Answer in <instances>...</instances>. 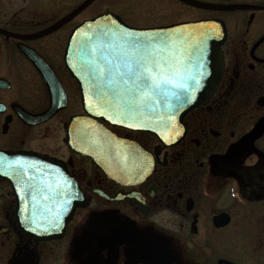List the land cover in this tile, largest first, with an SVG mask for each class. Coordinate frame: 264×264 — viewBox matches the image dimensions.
I'll list each match as a JSON object with an SVG mask.
<instances>
[{"label":"flooded vegetation","instance_id":"1","mask_svg":"<svg viewBox=\"0 0 264 264\" xmlns=\"http://www.w3.org/2000/svg\"><path fill=\"white\" fill-rule=\"evenodd\" d=\"M193 1L234 7L0 0V264H264V0ZM174 6L184 18L172 19ZM102 13L133 27L215 18L225 28L219 82L185 113L179 141L96 118L123 141L118 180L66 142L72 116L94 117L65 47L79 23ZM31 157L64 168L81 197L57 237L19 224V197L29 196L20 170Z\"/></svg>","mask_w":264,"mask_h":264},{"label":"water","instance_id":"2","mask_svg":"<svg viewBox=\"0 0 264 264\" xmlns=\"http://www.w3.org/2000/svg\"><path fill=\"white\" fill-rule=\"evenodd\" d=\"M182 1L207 9L234 7L233 5L220 6L203 4L193 0ZM101 29L105 31L111 30L113 32H116L117 29L166 31L173 34L175 47L189 49L187 55L191 56V59L187 61L186 73L197 76L200 80L199 86L193 88L190 102L182 104L179 109L174 111L169 110L163 105H156L154 109L142 110L132 118L124 119L121 111L122 106L121 108H117L115 102L96 94L94 91V82L86 71L85 62L80 55L81 44L86 41L96 44L98 42L96 36ZM180 33L183 36L178 37L175 35ZM201 37H205L204 47L207 58L206 67L208 69L207 72L203 73L202 79L198 75L203 71L197 64L198 53L191 51V48L200 41ZM224 38V25L221 20L215 18L180 21L167 25L138 28L125 24L113 13H102L79 23L69 36L65 47L64 62L68 71L78 83L81 104L84 111L94 117V133L101 141L94 140V145L87 150L85 143L86 137L82 136L83 138L81 137V139L84 140L83 143L85 145L78 144L71 137V125L89 124L91 120L86 121L85 116L75 115L70 118L66 129V142L73 149L88 154L109 177L115 180L119 179V162L123 141L110 133L102 123L97 122L96 118L112 125L151 132L161 142L166 144L176 143L185 133V126L182 121L185 113L207 99L214 92L219 82L223 70L220 46ZM54 108L53 103L47 109V114L45 115H49L51 111L53 112ZM122 119H124V123L116 122ZM165 121H168V123L166 124ZM133 124L144 125V127L129 126ZM104 139L110 140L107 142L111 144V147L108 146L107 151L108 155L112 156L110 157L113 160L111 166L107 164L109 161L106 163L103 159ZM124 151H127V149H124ZM28 172L29 186H33L35 191L31 195L29 194V196L20 195L19 197V209L22 215L19 220L20 227L34 237L47 239L57 237L63 230L65 223L71 218L75 207L81 205V197L78 193L77 186L64 168L44 159H32L31 157ZM33 196L35 199H32ZM24 217L28 219L25 220L23 219Z\"/></svg>","mask_w":264,"mask_h":264},{"label":"snow or ice","instance_id":"3","mask_svg":"<svg viewBox=\"0 0 264 264\" xmlns=\"http://www.w3.org/2000/svg\"><path fill=\"white\" fill-rule=\"evenodd\" d=\"M175 35L183 36L182 33ZM96 39V44L82 43L80 55L94 82L96 94L115 102L117 108L122 106L124 119L132 118L142 110L154 109L156 105H163L171 111L179 109L182 104L190 102L193 88L199 86L198 77L185 71L187 61L191 59L187 55L189 49L175 47L171 33L101 29ZM204 39L201 37L191 48L193 53H198L197 64L203 70L198 74L201 79L208 71ZM124 119L116 122L124 123ZM129 126L144 127L138 124ZM20 171L23 178V173L29 169ZM33 191L35 188L29 186L30 195Z\"/></svg>","mask_w":264,"mask_h":264},{"label":"bare ground","instance_id":"4","mask_svg":"<svg viewBox=\"0 0 264 264\" xmlns=\"http://www.w3.org/2000/svg\"><path fill=\"white\" fill-rule=\"evenodd\" d=\"M77 86H78V83H77ZM78 91H79V86H78ZM80 93V91H79ZM94 110V108H93ZM96 110V109H95ZM92 126V127H91ZM71 137L73 139H75L77 141L78 144H81V145H85L83 143V139H81L82 136H85L86 137V140H85V143L87 144V139L89 141V143L92 142V146L94 145V140H99L101 141V139L99 137H97V135L94 133V124L91 125V124H75V125H71ZM83 138V137H82ZM107 141H110L109 139H104V143H103V152H102V155H103V159L104 161L107 163V161H109L107 164L108 166H111L112 165V159L110 157V155H108V151H107V148L108 146L111 147V144ZM109 143V144H107ZM91 145H89V147H92ZM89 147H87L86 145V148L87 150L89 149Z\"/></svg>","mask_w":264,"mask_h":264},{"label":"rangeland","instance_id":"5","mask_svg":"<svg viewBox=\"0 0 264 264\" xmlns=\"http://www.w3.org/2000/svg\"><path fill=\"white\" fill-rule=\"evenodd\" d=\"M198 14H203V13H200L199 12ZM204 14L209 15L207 12H205ZM188 15H191L192 16L191 13H188ZM182 17L183 18L185 17V10L182 7L180 8V7L174 6L173 14H172V19L176 20V19H179V18H182ZM149 20H151V19L146 18V17H141L139 19V21H141L140 24H145Z\"/></svg>","mask_w":264,"mask_h":264}]
</instances>
